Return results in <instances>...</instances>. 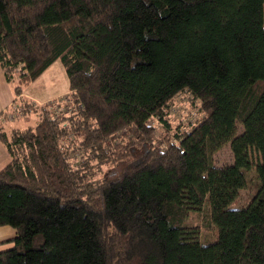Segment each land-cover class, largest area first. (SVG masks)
<instances>
[{
    "label": "trees",
    "instance_id": "1",
    "mask_svg": "<svg viewBox=\"0 0 264 264\" xmlns=\"http://www.w3.org/2000/svg\"><path fill=\"white\" fill-rule=\"evenodd\" d=\"M56 61L81 107L0 129V264H264V0H0L15 96ZM179 94L192 120L170 116ZM249 170L258 190L230 209ZM204 204L206 242L182 226Z\"/></svg>",
    "mask_w": 264,
    "mask_h": 264
},
{
    "label": "rangeland",
    "instance_id": "2",
    "mask_svg": "<svg viewBox=\"0 0 264 264\" xmlns=\"http://www.w3.org/2000/svg\"><path fill=\"white\" fill-rule=\"evenodd\" d=\"M68 92V81L67 76L65 74V71L63 69V66L60 64L59 61L54 62L51 66H49L42 75L36 79L35 82L29 84V87L27 89V94L32 96V99H38L41 101H44L48 97L45 95H49L51 97V101H56L58 97L64 95ZM63 93L56 97V95ZM69 94L68 96H70ZM178 105L181 108V111L178 113H175L172 115V118H174L175 121H186V120H192L196 117V104L191 102V97L189 94H182L178 97ZM18 98L17 100H19ZM34 100H31L32 102H35ZM20 101H23L20 99ZM27 102V101H26ZM47 102V101H46ZM44 102V103H46ZM24 103V102H23ZM26 104V103H25ZM32 106H29L30 109L27 106L26 111L29 112L28 115L30 117L25 121L26 123H21L24 121H18L15 120L13 123L9 124L12 127H20L24 128L27 126L34 125L37 122V115L33 114V110L37 107H35L33 104ZM43 107V106H42ZM55 111H57L55 113ZM75 112V111H74ZM72 113H68L65 110V106L63 103L59 105L58 108H54V110L51 111V114L54 119H59V116H70ZM197 113L200 114L197 110ZM26 115V116H28ZM25 116V117H26ZM154 132L156 134H160V126L157 122L153 123ZM237 131H242V126L237 127ZM72 138V137H70ZM67 141L62 140L60 142L61 148H63L66 145ZM69 158L72 161L73 165L75 167H78L79 164L82 162V154L77 150L76 147H71L69 150ZM81 161V162H80ZM234 161L232 151L230 149V144H226L223 147H221L215 154H214V163L216 166H223V165H230ZM105 170V174H111L115 172V166L112 167L109 170V167H103ZM110 174V175H111ZM109 176V175H108ZM98 177H102L101 174H99ZM246 181L247 184L244 188H242L239 191V196L231 202L229 205L230 209H240L245 207L250 200L255 196L258 186H259V180L258 177L253 170H249L246 172ZM210 209L207 206V204H204V206L201 208V211H192L189 213L188 217L183 221L182 226L185 228L195 231L196 236L200 241L206 242V241H212L215 238V229L212 227V224L209 222L207 215H209ZM204 215H206L205 219L207 223H209V228L204 225Z\"/></svg>",
    "mask_w": 264,
    "mask_h": 264
},
{
    "label": "crops",
    "instance_id": "3",
    "mask_svg": "<svg viewBox=\"0 0 264 264\" xmlns=\"http://www.w3.org/2000/svg\"><path fill=\"white\" fill-rule=\"evenodd\" d=\"M28 87H29V85L25 86L23 88V92L18 97L15 96L16 94L14 93V84L11 82H8L5 79L3 71L0 67V129L5 131L6 133H10V131L14 128H20V127H12L9 124L13 123L15 120H17V122L18 121H20V122L24 121L21 123H26L25 121L30 117V115H28L29 112L26 111L25 114H23L22 116L15 117L16 119H14V120L8 119L9 106L13 101H15L16 98H20L21 100H23L21 102H24V103H26V101H28L29 99L34 100V99H32L31 95L26 93ZM61 94H63V93L56 95V97L61 95ZM65 94H69V90ZM45 96L48 98L45 99L44 101H41L38 99H35L34 101L35 102H46V101H49L52 99L51 97H49V95H45ZM26 115H28V116H26ZM8 161H9V155L7 153L5 145L3 144V142L0 141V169ZM15 235H16V231L12 227L0 226V250L8 248L10 246V244L6 243V241L13 239L15 237Z\"/></svg>",
    "mask_w": 264,
    "mask_h": 264
},
{
    "label": "built area",
    "instance_id": "4",
    "mask_svg": "<svg viewBox=\"0 0 264 264\" xmlns=\"http://www.w3.org/2000/svg\"><path fill=\"white\" fill-rule=\"evenodd\" d=\"M69 94H65V95H62L60 96L56 101H47L46 103L44 102H32L30 99L25 103L21 102L20 99L17 100L18 98L15 99V101H13L10 106H9V112H8V119L9 120H14L16 119L15 117L17 116H22L23 114H25L26 112V109H27V106L28 105V108L30 109L29 106H32L31 104H33L35 107H42V106H45V107H49L51 108V110H54V108H58L59 105L61 103L64 104L65 106V110L66 112L68 113H72L74 112L77 108H80L81 105H78L76 106L73 99L68 96ZM182 94H179L177 95L175 98H174V103L173 105L170 107V110H169V113H170V116L174 115L175 113H178L181 111V108L180 106L177 104L178 103V97L181 96ZM191 97V96H190ZM57 111H55L56 113ZM154 122H157L160 126V122L158 120L157 117L155 116H152L149 121H148V125L150 126H153V123Z\"/></svg>",
    "mask_w": 264,
    "mask_h": 264
}]
</instances>
